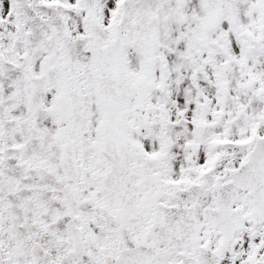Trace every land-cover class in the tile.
I'll list each match as a JSON object with an SVG mask.
<instances>
[{"label":"snow or ice","instance_id":"obj_1","mask_svg":"<svg viewBox=\"0 0 264 264\" xmlns=\"http://www.w3.org/2000/svg\"><path fill=\"white\" fill-rule=\"evenodd\" d=\"M0 264H264V0H0Z\"/></svg>","mask_w":264,"mask_h":264}]
</instances>
